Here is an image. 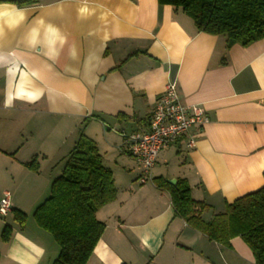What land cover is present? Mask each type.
<instances>
[{
  "label": "crops",
  "instance_id": "crops-1",
  "mask_svg": "<svg viewBox=\"0 0 264 264\" xmlns=\"http://www.w3.org/2000/svg\"><path fill=\"white\" fill-rule=\"evenodd\" d=\"M0 11L24 16L0 18V197L9 193L12 207L0 217V264L57 257L32 215L81 134L96 144L117 191L96 212L105 229L86 264H255L239 237L225 248L175 217L153 180H185L191 198L209 206L205 221L264 185V41L227 46L157 0L5 2ZM170 82L207 123L190 130L193 148L186 135L159 151L140 185L123 134L148 130ZM6 97L18 98L6 108ZM34 159L37 171L26 166ZM14 211L25 214L22 227Z\"/></svg>",
  "mask_w": 264,
  "mask_h": 264
},
{
  "label": "trees",
  "instance_id": "trees-1",
  "mask_svg": "<svg viewBox=\"0 0 264 264\" xmlns=\"http://www.w3.org/2000/svg\"><path fill=\"white\" fill-rule=\"evenodd\" d=\"M24 6L35 0H0V3ZM159 6H171L186 14L198 32L225 38L227 46H248L264 41V0H157ZM37 171L36 160L26 165ZM264 178V172H263ZM169 193L175 217L200 232L209 241L230 248V240L239 237L251 250L255 264H264V185L226 203L224 211L203 219L209 206L194 201L185 180L168 185L153 180ZM111 171L102 164L96 144L80 135L64 159L61 173L50 185L49 196L37 206L33 219L48 232L58 246L52 264H86L99 241L104 223L96 212L116 198ZM25 214L14 211L13 220L22 227ZM11 228L5 226L1 240L7 243Z\"/></svg>",
  "mask_w": 264,
  "mask_h": 264
},
{
  "label": "built area",
  "instance_id": "built-area-1",
  "mask_svg": "<svg viewBox=\"0 0 264 264\" xmlns=\"http://www.w3.org/2000/svg\"><path fill=\"white\" fill-rule=\"evenodd\" d=\"M206 123L207 118L202 109L196 105L183 104L176 84L168 83L155 101L148 130L123 134L131 157L141 169L138 183L143 185L151 180V171L162 149L186 135L187 146L193 148L195 139L189 134L190 130ZM11 209L10 195L5 192L0 197V217H6Z\"/></svg>",
  "mask_w": 264,
  "mask_h": 264
},
{
  "label": "clouds",
  "instance_id": "clouds-1",
  "mask_svg": "<svg viewBox=\"0 0 264 264\" xmlns=\"http://www.w3.org/2000/svg\"><path fill=\"white\" fill-rule=\"evenodd\" d=\"M15 17L14 22H18L20 20H23L24 16L23 13L20 11H16L15 13H9L8 11H0V18L13 16ZM18 97H6L4 106L6 108L12 107V101L13 99H17Z\"/></svg>",
  "mask_w": 264,
  "mask_h": 264
},
{
  "label": "water",
  "instance_id": "water-1",
  "mask_svg": "<svg viewBox=\"0 0 264 264\" xmlns=\"http://www.w3.org/2000/svg\"><path fill=\"white\" fill-rule=\"evenodd\" d=\"M169 183H170V184H174V183H175V181H173V180H170V181H169Z\"/></svg>",
  "mask_w": 264,
  "mask_h": 264
},
{
  "label": "rangeland",
  "instance_id": "rangeland-1",
  "mask_svg": "<svg viewBox=\"0 0 264 264\" xmlns=\"http://www.w3.org/2000/svg\"><path fill=\"white\" fill-rule=\"evenodd\" d=\"M10 221V220H9Z\"/></svg>",
  "mask_w": 264,
  "mask_h": 264
}]
</instances>
